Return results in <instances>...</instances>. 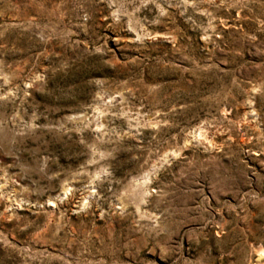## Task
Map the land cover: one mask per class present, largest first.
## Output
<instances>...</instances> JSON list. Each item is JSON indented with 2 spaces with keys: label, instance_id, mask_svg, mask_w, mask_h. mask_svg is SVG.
<instances>
[{
  "label": "rangeland",
  "instance_id": "1",
  "mask_svg": "<svg viewBox=\"0 0 264 264\" xmlns=\"http://www.w3.org/2000/svg\"><path fill=\"white\" fill-rule=\"evenodd\" d=\"M262 248L264 0H0V264Z\"/></svg>",
  "mask_w": 264,
  "mask_h": 264
},
{
  "label": "bare ground",
  "instance_id": "2",
  "mask_svg": "<svg viewBox=\"0 0 264 264\" xmlns=\"http://www.w3.org/2000/svg\"><path fill=\"white\" fill-rule=\"evenodd\" d=\"M67 190H68V189H65V192H66V193H67ZM65 192H64V193H65ZM260 250H261V251H260V255H259V256H262V255L264 254V248H262V249H260Z\"/></svg>",
  "mask_w": 264,
  "mask_h": 264
}]
</instances>
